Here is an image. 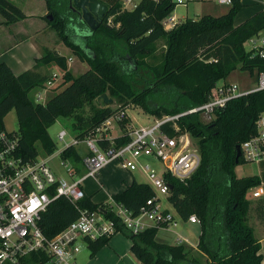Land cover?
Wrapping results in <instances>:
<instances>
[{
  "label": "trees",
  "instance_id": "16d2710c",
  "mask_svg": "<svg viewBox=\"0 0 264 264\" xmlns=\"http://www.w3.org/2000/svg\"><path fill=\"white\" fill-rule=\"evenodd\" d=\"M99 1L107 7L105 15L86 36L84 46H80L69 38L68 24L75 19L69 0H45L52 20H47L46 15L43 18L61 42L88 63L86 71L72 76L64 55L46 47L33 67L19 74L0 62V131L5 129L4 117L14 110L17 151L25 160L38 156L37 144L46 155L52 154L56 145L48 128L57 118L73 115L97 97L102 102L103 95L117 99L124 107L126 97L136 95L133 101L144 100L142 107L148 114H175L207 101L216 93L217 83L236 68L264 72V57L244 47L247 40L264 29V9L235 27L233 20L243 3L231 0L229 10L222 15L185 18L167 30L162 20L174 10L173 0H139L132 9L123 8L121 0ZM0 15L7 24L25 17L11 0H0ZM161 38L165 39L166 49L160 62L151 64L147 57H152L154 45ZM51 64L64 71L62 89L44 103L35 102L30 92L50 77L42 74L40 68ZM263 111L264 89L229 100L214 111L209 122H203L198 113L185 114L178 120L179 133L187 130L196 139L201 161L186 181L164 174L171 186L167 199L183 220L190 214L198 217L201 231L196 248L207 264H261L260 244L248 223L251 201L247 197V191L259 180L255 176L238 177L234 169L243 163L241 157L235 162V148L255 134L256 120ZM113 113L105 104L101 108L92 106L88 115L75 113L71 129L77 137H83ZM166 130L174 133L171 127ZM127 140L128 137L119 136L114 143ZM99 143L105 147L109 142ZM60 156L74 166L76 173H82V156L74 146L63 149ZM152 196L148 183L133 180L112 198L135 214ZM77 204L89 209L102 205L87 195ZM254 210L264 220L262 201L256 203ZM77 216L74 204L61 196L41 214L39 225L46 236L52 237ZM106 216L114 219L108 211ZM118 229L131 239L130 249L142 264H201L191 255V246L158 240L156 227L136 234ZM110 237L87 240L90 256Z\"/></svg>",
  "mask_w": 264,
  "mask_h": 264
},
{
  "label": "built area",
  "instance_id": "2783aa9c",
  "mask_svg": "<svg viewBox=\"0 0 264 264\" xmlns=\"http://www.w3.org/2000/svg\"><path fill=\"white\" fill-rule=\"evenodd\" d=\"M126 1V0H125ZM129 1V0H128ZM189 0H173L176 4H186ZM264 7V0H258ZM230 4L231 0H218ZM136 4H132L134 7ZM174 18L165 17L162 25L171 29ZM258 36V38H257ZM251 50L264 57V29L251 37ZM258 40V41H257ZM250 50V49H249ZM61 77L53 73L44 83L45 90L54 87ZM264 89V72L257 74L255 86L240 90L237 83L224 82L216 85V93L207 101L183 112L164 114L155 118L152 124L128 126L118 136L109 132L113 122L122 121L124 113H113L83 137L69 135L62 128L57 139L62 143L60 152L68 146L84 144L87 151L82 154L83 172L74 180L57 176L48 165V158L25 160L18 154L19 137L16 131H0V264H75V255L80 250L79 240L85 243L100 237H109L123 228L136 234L146 228L170 229L178 224L177 212L161 205V196L168 197L170 185L164 174L186 181L200 165V153L191 146L187 130L179 133L178 120L189 113H198L203 122L212 120L214 111L241 95ZM36 101L46 100L40 92ZM171 127L174 133H169ZM119 136L128 137L122 144H115ZM69 137V140H66ZM99 140L109 143L102 147ZM240 157L245 163L264 160V111L256 120V132L239 145ZM59 152V153H60ZM148 157L159 161L162 169L158 171L143 160ZM116 162L129 172L140 170L150 181L153 196L148 198L134 214L112 196L96 209L80 207L77 202L86 194L82 182L87 178L96 179L98 172L106 165ZM69 175L76 173L68 161H59ZM253 197L262 193L256 186ZM65 197L78 210V216L52 237L46 236L39 225L41 214L48 205L59 197ZM106 211L113 218L106 216ZM178 216V217H177ZM185 222L199 223L195 214H190Z\"/></svg>",
  "mask_w": 264,
  "mask_h": 264
},
{
  "label": "rangeland",
  "instance_id": "374dc122",
  "mask_svg": "<svg viewBox=\"0 0 264 264\" xmlns=\"http://www.w3.org/2000/svg\"><path fill=\"white\" fill-rule=\"evenodd\" d=\"M16 6H18L21 10L25 11L26 13H37L42 6L41 0H11ZM135 2H138L139 0H134ZM44 2V1H42ZM122 7L124 8L123 0ZM131 7V5H128ZM218 7L217 0H189L186 2V4H176L174 10L171 13H174L179 18L182 17L179 21H182L186 16H189L191 18H196L197 15H203L206 13V11H212L216 10ZM51 13H46V15ZM52 16V15H51ZM0 18L2 16L0 15ZM46 24L49 26V29H47V32L45 35H47L45 38L41 39L42 43H45L51 50H58L56 51L60 55H64L66 58L68 71L72 76L81 74L82 72L86 71L89 68V65L86 61L80 59L77 55L73 54L71 50L65 46L59 37L57 36L54 29L48 24L47 20H44ZM177 23V22H176ZM175 23V24H176ZM83 26V24H80ZM175 26V25H174ZM173 26V27H174ZM13 28H18L17 26L12 25ZM85 27V26H83ZM172 27V28H173ZM69 28V38L74 43L84 46V43L86 42V34L89 35V33H86L88 31L82 30L79 25H73V23L68 24ZM90 32V31H89ZM18 33V31H17ZM29 33V32H27ZM16 38V36H15ZM258 38V36H257ZM36 41H39V37L36 39ZM34 41V40H33ZM258 41V40H257ZM59 48L55 45L57 43H60ZM11 45V44H10ZM27 43L21 44L18 47V50H27ZM3 47H7V44L1 43L0 49ZM244 47L248 50L251 49V42L248 40L246 43H244ZM48 48V47H46ZM165 39L161 38L156 41L154 45V51L152 53V57H147V61L151 64H155L160 62L163 53L165 51ZM6 48H4L2 51H5ZM15 52V51H14ZM42 74H46L51 76L53 73H56L58 76L61 75L59 80L57 81L56 85L52 87L51 89L45 90L43 86L37 87L33 89L30 92L31 97L33 100L36 98V93L40 92L42 95H44L45 100L48 99L53 93L59 91L62 89V86L64 84L63 79V73L64 71L59 68L56 65H49V66H43L40 70ZM228 78H230L231 82L237 83L240 90H248L249 88L253 87L257 80V73L254 71L253 73H250L247 70H242L240 68H237L233 70L229 75ZM235 78L237 80H235ZM242 81V83H241ZM141 84L138 85V89H140ZM136 98V95L134 97H126L125 101L126 104L124 107L122 106L123 102L118 101L117 99H112V103L109 105L113 110L114 113H124V118L122 121L113 122V126L109 130L110 134L112 136H118L122 132H124L125 129L128 128V126L132 125H148L152 124L155 118H159L164 114L161 115H151L148 114L144 108L142 107V103L144 100H140L139 103H136L134 100ZM35 102H38L35 100ZM95 108H101L104 106L102 99L95 98V100L90 104H85L82 108L78 109L75 113H80L84 115H88L91 113V107ZM75 113L68 117H59L56 119V121L48 128V132L52 140L54 141L56 148L54 152L50 155H46L39 144H37L38 148V160L48 158V165L53 169L57 170V172L66 180H74L78 178L81 174L74 173L73 175H69L66 172V169L59 165V161H64V159L59 155V152L62 148V143L57 139V132L64 128L69 135H74L73 130L71 129V123L74 119ZM201 118V117H200ZM4 128L7 131H17L18 130V123H17V117L14 110H11L3 119ZM189 140L191 142V146L198 149L196 139H194L190 134H188ZM66 140H69V137H66ZM144 161L150 163L152 166H154L158 171L162 169V164L154 159L144 157ZM240 166L243 167H251L250 164L240 163ZM83 172V168H82ZM97 181L92 178H87L82 182V188L87 196H90L91 200L93 202H106L109 199V194H114L116 191H119L123 185V180L125 179L128 181V179L135 180L137 182H144L148 183L150 185L149 179L146 177L145 174H143L140 170H134L132 172L127 171L126 169H123L118 163L112 162L108 165H106L103 169H101L97 176ZM101 184V186L99 185ZM251 195V194H250ZM252 196V195H251ZM253 197V196H252ZM161 205L162 207L168 208L170 211H174L171 203L168 201L166 197L163 195L161 196ZM178 217V216H177ZM172 230H175L181 235H184L189 243H196L198 240V235L200 233V224L199 223H189L185 222L184 220H180L178 217V224L176 227H172ZM158 236L167 243H185L188 246H191L187 242L178 241L175 240V235L170 231H161ZM80 242V250L75 255V264H124L127 262V258L125 256L121 255H112L109 251H107V247H116V248H124L126 249L128 247V240L125 234L117 233L115 235H112V239L110 243L105 244L103 247H101L98 252L90 256V250L87 246V243H85L83 240H79ZM192 247V246H191ZM192 256H195L199 259L201 264H207L206 258L200 252L192 247ZM99 256L101 258V261H99Z\"/></svg>",
  "mask_w": 264,
  "mask_h": 264
},
{
  "label": "crops",
  "instance_id": "0c3cea01",
  "mask_svg": "<svg viewBox=\"0 0 264 264\" xmlns=\"http://www.w3.org/2000/svg\"><path fill=\"white\" fill-rule=\"evenodd\" d=\"M42 1H44V2H42ZM41 3H42L41 4L42 6L40 7L39 11L35 14L34 13L29 14V13H26L25 11L22 10L23 13L25 14V17L21 20L16 21V22L7 24L4 22V19L0 18V44L1 43L7 44V47H3L0 49V62H5L10 67V69L12 70V72L14 74H19V73H21L27 69H31L33 67V65L35 64L36 58H39L41 56V52H42V49L44 47H48V49H51L45 43H42L43 40L41 41V39H43L47 36V35H45V33L47 32V29H49V26L46 24V22L44 21L45 19L43 18L47 13V6L45 3V0H41ZM123 3H124V8L132 9L133 8L132 4H137L138 2H135L134 0H129V1L123 0ZM217 3H218V7L216 10L206 11L205 14H210L213 16H219V15L226 13L230 8V4L219 3L218 0H217ZM242 3H243V6L236 13L234 20H233V25L235 27L240 25L241 23H243L245 20H247L248 18L253 16L258 11L264 9L263 5L258 0H242ZM128 5H131V7H129ZM199 16H202V15H197V17H199ZM167 18L168 19L174 18L175 22H178L180 19H182V17L179 18L174 13H170L167 16ZM183 18L185 19V18H191V17L186 16ZM12 25L17 26L18 28H13ZM80 28L84 29L83 27H80ZM17 31H18V33H17ZM27 32H29V33H27ZM86 33H90V32L88 31ZM86 35H88V34H86ZM15 36H16V38H15ZM38 37L40 40L36 41L35 38L37 39ZM24 43H27V45H28L27 50L26 51L18 50V47ZM60 44H61V42L57 43L55 46L59 48ZM4 48H6V50L2 51ZM56 51H58V50H56ZM41 68H40V70H41ZM235 80H237V79L235 78ZM224 82H231V80L227 76L225 79L220 80L217 84H222ZM241 83H242V81H241ZM255 84H254V86H255ZM74 135H75V133H74ZM75 148L77 149V151L79 152L80 155L84 154L87 151V148L84 144H79V145L75 146ZM59 155H60V153H59ZM243 163H245V162H243ZM245 164H250L252 166L251 167H243V166H240L238 164L235 166V169H234L235 174L238 177L255 176L259 180V184L257 186L262 188V193L260 196L252 197L250 195L251 192L255 190L254 189L256 187L255 186V187H253L247 191V197L251 201V210L249 212L248 223L252 227L253 234L260 244L259 253H261V264H264V220L259 218L256 215V212L254 210V207H255L257 202L262 201L264 204V160H260L258 162H254V163H245ZM54 171L57 174V176H61L57 172V170H54ZM94 180L97 181V178ZM132 181H133L132 179L131 180L128 179V181H126L124 179L121 189L119 191H116V193L122 191L126 187V185L130 184ZM99 185L101 186V184H99ZM112 195L113 194H109V197ZM95 203H100V202H95ZM161 231H165V232L170 231L175 235V237H174L175 240L189 243L188 239L184 235H181L178 232H176L175 230H172V228H170V229L158 228L156 237L160 241H163L158 236V234ZM200 231H201V228H200ZM117 233H122V232H117ZM117 233H115V234H117ZM115 234H113V235H115ZM198 237H199V235H198ZM111 239H112V236L110 237L108 243H110ZM127 240H128V247L126 249L110 247V250H109V246H108L107 251H109L112 255L114 254V255L125 256L127 258V262H125L124 264H142L140 262V260L133 254V252L130 249L131 243H132L131 239L129 237H127ZM197 242H198V240H197ZM197 242L196 243H189V244L192 247L196 248ZM98 259H99V261H101L100 256Z\"/></svg>",
  "mask_w": 264,
  "mask_h": 264
},
{
  "label": "water",
  "instance_id": "95a60500",
  "mask_svg": "<svg viewBox=\"0 0 264 264\" xmlns=\"http://www.w3.org/2000/svg\"><path fill=\"white\" fill-rule=\"evenodd\" d=\"M69 2L70 5H73L74 8L80 9L79 18L86 25V27H84L85 31L89 30L90 32L95 30L99 26V23L102 21L107 9L106 5L99 0H69ZM46 19L50 21L52 20V16L47 14ZM103 102L106 106H109L112 103V99L107 98L106 95H103ZM235 149V162L238 163V159L240 157L239 145H237ZM187 264L197 263L189 262Z\"/></svg>",
  "mask_w": 264,
  "mask_h": 264
},
{
  "label": "flooded vegetation",
  "instance_id": "af4514ba",
  "mask_svg": "<svg viewBox=\"0 0 264 264\" xmlns=\"http://www.w3.org/2000/svg\"><path fill=\"white\" fill-rule=\"evenodd\" d=\"M69 6H70L71 10H72L73 13H74V16H73V17H74L75 19H74L73 25H77V24H78L79 27H83V26L86 27L85 24H84L83 26L80 25V23H82V21H81L80 18H79V16H80V15H79V14H80V13H79V12H80V9L74 8L73 5H70V2H69ZM72 19H73V18H72ZM72 19H71V20H72ZM83 28H84V27H83Z\"/></svg>",
  "mask_w": 264,
  "mask_h": 264
}]
</instances>
